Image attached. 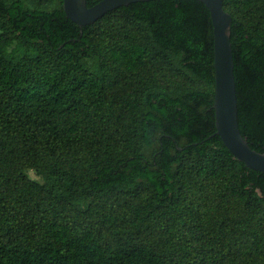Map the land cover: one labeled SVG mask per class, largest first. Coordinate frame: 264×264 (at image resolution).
<instances>
[{"label": "trees", "instance_id": "1", "mask_svg": "<svg viewBox=\"0 0 264 264\" xmlns=\"http://www.w3.org/2000/svg\"><path fill=\"white\" fill-rule=\"evenodd\" d=\"M62 4L0 0V264H264V173L215 135L207 8L79 27ZM223 9L239 131L264 153V0Z\"/></svg>", "mask_w": 264, "mask_h": 264}, {"label": "water", "instance_id": "2", "mask_svg": "<svg viewBox=\"0 0 264 264\" xmlns=\"http://www.w3.org/2000/svg\"><path fill=\"white\" fill-rule=\"evenodd\" d=\"M153 0H100L88 7L86 0H63L66 17L83 27L119 7ZM209 11L213 32L214 112L217 135L234 159L246 168L264 173V153L250 148L238 127L234 64L230 42L232 18L223 9V0H195Z\"/></svg>", "mask_w": 264, "mask_h": 264}, {"label": "rangeland", "instance_id": "3", "mask_svg": "<svg viewBox=\"0 0 264 264\" xmlns=\"http://www.w3.org/2000/svg\"><path fill=\"white\" fill-rule=\"evenodd\" d=\"M28 174H29V176H30L32 179H36V180H38V178L33 174L32 171H28Z\"/></svg>", "mask_w": 264, "mask_h": 264}]
</instances>
